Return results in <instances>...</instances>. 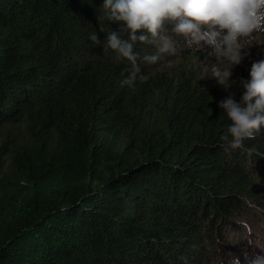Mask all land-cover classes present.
<instances>
[{"label": "trees", "instance_id": "trees-1", "mask_svg": "<svg viewBox=\"0 0 264 264\" xmlns=\"http://www.w3.org/2000/svg\"><path fill=\"white\" fill-rule=\"evenodd\" d=\"M103 2L0 0V264L264 255V129L243 149L219 139L230 123L219 101L239 100L243 60L225 90L209 46L174 34L176 53L150 63L155 46L137 41L148 79L122 85L131 62L104 48L122 22Z\"/></svg>", "mask_w": 264, "mask_h": 264}, {"label": "clouds", "instance_id": "clouds-1", "mask_svg": "<svg viewBox=\"0 0 264 264\" xmlns=\"http://www.w3.org/2000/svg\"><path fill=\"white\" fill-rule=\"evenodd\" d=\"M102 7L109 21L122 22L118 30L107 32L104 48L131 62L121 80L128 87L148 79L137 62L136 42L155 46L156 53L143 57L155 63L160 54L176 53L175 34L184 36L190 46H209L216 58L226 61L212 64L210 71L225 90H230L237 83L230 79L233 69L247 54L242 51L245 39L264 33V0H104ZM89 39L94 45L101 43L95 31ZM239 85L243 89L239 100L229 91L219 101L230 120L219 138L225 150L243 149L246 140L264 129V59L252 62L249 77L239 78ZM231 264H241L240 258L233 257ZM247 264H264V255L257 254Z\"/></svg>", "mask_w": 264, "mask_h": 264}, {"label": "rangeland", "instance_id": "rangeland-1", "mask_svg": "<svg viewBox=\"0 0 264 264\" xmlns=\"http://www.w3.org/2000/svg\"><path fill=\"white\" fill-rule=\"evenodd\" d=\"M247 42H251L249 45H251L254 50L253 55L247 53L246 57L243 58L245 68L248 70L247 73L249 74V70H250L252 62L254 60L264 59V35L263 33H255L252 35V37ZM12 133H15V132H12ZM6 134H7V129L1 128L0 129V146L5 140Z\"/></svg>", "mask_w": 264, "mask_h": 264}]
</instances>
